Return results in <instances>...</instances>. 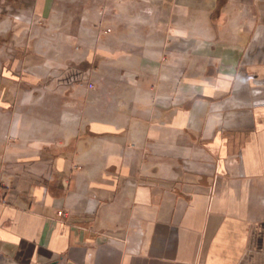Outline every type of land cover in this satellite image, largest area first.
Masks as SVG:
<instances>
[{"label":"crops","instance_id":"1","mask_svg":"<svg viewBox=\"0 0 264 264\" xmlns=\"http://www.w3.org/2000/svg\"><path fill=\"white\" fill-rule=\"evenodd\" d=\"M0 264H264V0H0Z\"/></svg>","mask_w":264,"mask_h":264},{"label":"rangeland","instance_id":"2","mask_svg":"<svg viewBox=\"0 0 264 264\" xmlns=\"http://www.w3.org/2000/svg\"><path fill=\"white\" fill-rule=\"evenodd\" d=\"M52 70H55V69H52ZM63 70H69V72H68V74L66 75V79L70 76V75H72V74H74V75H78L79 76V81L78 82H75V83H79V82H81V74L80 73H78L76 70H80L79 68H75V67H73V68H64ZM90 84L88 85V87L90 88Z\"/></svg>","mask_w":264,"mask_h":264},{"label":"built area","instance_id":"3","mask_svg":"<svg viewBox=\"0 0 264 264\" xmlns=\"http://www.w3.org/2000/svg\"><path fill=\"white\" fill-rule=\"evenodd\" d=\"M66 80H67L68 83H75V82L79 81V76L72 74Z\"/></svg>","mask_w":264,"mask_h":264}]
</instances>
